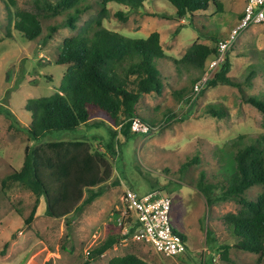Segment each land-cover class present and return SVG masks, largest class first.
Listing matches in <instances>:
<instances>
[{
    "label": "rangeland",
    "instance_id": "374dc122",
    "mask_svg": "<svg viewBox=\"0 0 264 264\" xmlns=\"http://www.w3.org/2000/svg\"><path fill=\"white\" fill-rule=\"evenodd\" d=\"M14 2L9 6L6 0H0V109L12 115L11 120L0 115V264H84L91 250L109 240H114L109 249L88 264H106L127 254L148 264H264V253H247L235 247L237 240L223 221L225 215L240 210L238 202L226 199L207 205L195 188L200 173L205 183H223L228 179L225 168L228 165L229 170L232 162L229 152L238 147V137H245L246 144L264 133V117L244 101L264 96V23L243 31L227 56V76L241 83L243 94L219 83L207 85L192 100V87L210 58L203 70L178 62L193 45L215 47L217 41L228 38L239 22L245 0H213L206 11L183 19L175 17L172 7L162 2L149 1L145 9L138 11L108 4L107 15L101 14L98 3L91 2L74 30L59 28L46 40L48 26L65 21V15L57 16L42 24L41 35L33 41L24 39L14 28V13L33 11L32 1ZM119 12L125 20L118 18ZM98 16L105 18L104 28L129 38L159 34L168 57L159 64L163 89L159 95H144L136 107L137 118L153 127L146 133L125 138L105 114L89 110L90 123L102 121L116 131L112 142L115 155L107 150L110 135L101 126L90 130L82 127L84 146L69 147L63 156L64 151L59 154L46 147L57 140L52 138L58 134L47 138L43 145L34 144L11 124L28 127L31 118L25 110L26 102L60 91L69 65H56L54 61L63 41L75 37L84 24ZM211 35L218 40L212 41ZM249 67L255 75L247 88ZM209 110L219 114L210 115ZM69 135H61L60 139L69 141ZM26 147L38 149L55 162L74 153L81 156L84 152H98L99 173L108 177L101 186V195L66 218L46 216L43 198L36 203L28 189L7 179L21 169ZM191 160L194 162L189 167L184 166ZM130 189L138 196L156 191L170 199L169 224L185 241L184 254L164 257L150 245L137 241L133 234L123 236L117 229L114 221L124 213L123 195ZM263 191L264 186L252 187L244 198L254 201ZM218 195L216 190L213 196ZM86 197L84 192L82 199ZM33 209V219L28 221Z\"/></svg>",
    "mask_w": 264,
    "mask_h": 264
},
{
    "label": "trees",
    "instance_id": "16d2710c",
    "mask_svg": "<svg viewBox=\"0 0 264 264\" xmlns=\"http://www.w3.org/2000/svg\"><path fill=\"white\" fill-rule=\"evenodd\" d=\"M6 1L9 6L15 4L14 0ZM31 1L33 11L14 13V28L28 41L37 39L42 33V24L57 16L65 15V21L61 25L48 26L46 40L50 39L59 28L74 30L79 17L91 8V2L98 3L102 7L101 14L104 15H107L108 4L138 11L145 9L144 6L149 1L162 2L172 7L175 17L183 19L192 18L198 11H206L213 0ZM117 16L123 20L126 18L120 12ZM103 19L105 18L98 16L89 20L75 37L63 41L57 59L54 61L56 65H69L62 76L60 91L49 97L30 99L26 102L25 110L31 118L28 127L11 124L17 132L25 134L30 142L43 145L47 138L58 134L59 136L52 138L57 140L54 143H47L46 147L58 153L64 151L63 156H65L67 148L84 146L82 139L85 137L81 136L82 127L90 130L105 126L110 135L106 144L107 150L111 155H115L112 142L116 137V131L102 121L90 123L91 108L105 114L115 127L120 128V133L125 138L137 133L130 127L134 119L139 120L149 130L153 128L145 119L137 118L136 107L144 95L152 93L159 95L163 89L159 64L168 57L160 45L159 34L152 32L147 38H129L104 28ZM210 37L214 42L218 40L215 35ZM215 51L216 45L209 47L196 44L188 49L178 62L203 70L205 61L213 57ZM228 53L223 64L213 73L206 86L220 83L234 87L243 94L241 83H236L227 76L230 70ZM252 69L249 67V73L245 79L247 88L251 87V80L255 75ZM244 101L264 117V96H252ZM208 114L214 116L219 113L209 110ZM0 115L9 120L12 118V115L4 109H0ZM63 134H70L71 140L62 141L60 137L64 136ZM244 138L238 137V147L235 150L234 147L230 149L232 162L229 170L228 165L225 168L228 179L219 185H211L205 183L204 174L200 173L195 188L202 194L207 205L226 199L236 200L240 210L223 217L225 225L237 240L235 247L243 252L262 255L264 253V191L254 201L246 200L244 193L252 187L264 186V133L246 144H243ZM100 156L98 152L93 154L84 152L81 156L79 153H74L71 157H64V160L55 162L51 157L40 154L38 149L26 147L21 169L7 179L28 189L34 195L36 203L43 198L46 216L66 218L101 195V186L108 177L99 173L98 158ZM193 160L186 162L184 166L189 167ZM95 187L98 188L94 190ZM216 190H219V195L214 197ZM84 192L87 197L82 199ZM34 212L33 209L28 221L33 219ZM130 220L134 227L130 228L126 234L122 233L123 236L134 234L138 228V223L133 218ZM115 221V226L122 232L123 225L118 226ZM209 235L207 231V237ZM113 243L114 240H109L91 250L84 264L101 256ZM106 264L148 263L133 254H127L114 257Z\"/></svg>",
    "mask_w": 264,
    "mask_h": 264
},
{
    "label": "built area",
    "instance_id": "2783aa9c",
    "mask_svg": "<svg viewBox=\"0 0 264 264\" xmlns=\"http://www.w3.org/2000/svg\"><path fill=\"white\" fill-rule=\"evenodd\" d=\"M264 23V0H245L242 16L238 24L230 31L228 38L219 40L216 44L215 55L209 59L200 78L192 87V100L206 86L213 73L223 64L227 53L233 48L239 35L251 26ZM131 130L146 133L149 129L139 120L131 122ZM124 213L118 217L117 225H123L122 233L126 234L133 218L138 223L134 238L150 245L157 253L164 257H174L186 252L185 241L176 234L169 224L168 214L171 201L159 192L144 196H137L131 190L124 191ZM128 221V222H127Z\"/></svg>",
    "mask_w": 264,
    "mask_h": 264
}]
</instances>
